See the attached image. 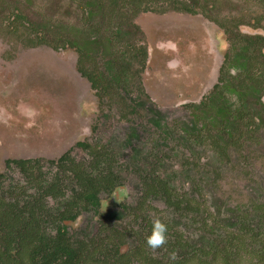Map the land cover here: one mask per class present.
<instances>
[{
  "label": "rangeland",
  "instance_id": "obj_1",
  "mask_svg": "<svg viewBox=\"0 0 264 264\" xmlns=\"http://www.w3.org/2000/svg\"><path fill=\"white\" fill-rule=\"evenodd\" d=\"M187 8L199 13L187 14ZM256 23L264 26V0H0V204L8 200L23 203L24 192L30 194L27 198L37 197L39 174L67 184L69 198L76 188L71 162L63 171L54 162L67 152L90 172L95 156L103 152L101 169L108 172L106 167L113 159L111 169L123 185L111 194L104 193L99 212L86 211L66 222L73 240L101 227L107 228L106 233L118 230L127 235L122 251L139 248L140 238L149 235L152 223L145 217L152 220L159 215L180 231L181 242L174 247L177 256L187 258L184 264H223L207 253L215 246L213 240L230 246L223 255L228 254L231 261L241 255L244 263L260 262L257 254L264 247V91L259 101H255L257 94L246 101V109L258 117L253 137L247 139L252 128L245 125L248 117L237 119L240 123L234 128L237 133L240 126L237 135H243L239 139L218 138L220 125L210 130L222 144L224 156L204 142L205 131L185 107L189 100L197 102L200 95H207L218 82L226 52L231 62L238 58V65L247 58L245 44L236 37L263 34L262 27L252 26ZM186 28L200 37H193L197 44L190 43V52L195 60L205 59L196 70L190 67L191 61L189 66L184 63L183 71L190 67L198 87L191 90L192 76L185 78L191 84L188 88L176 81L163 87L160 63L168 54L159 45L182 37ZM42 38L44 42L37 44ZM202 42L204 47L199 46ZM139 51L148 60L139 79L136 73L131 77L130 70L127 75L109 64L128 60L137 67L134 58H140ZM81 52L88 57L83 59ZM260 62L264 66V55ZM82 65L99 76L102 82L97 89L82 73ZM232 80L237 87H250ZM232 98L236 102L227 100L239 103L236 96ZM129 103L137 112H128L127 120L117 119V113L127 112ZM79 141L89 146L83 149ZM157 154L162 158L155 163L153 155ZM16 158L30 159L37 166L31 173L15 164L8 168L6 160ZM186 163L190 164L173 180L177 184L171 185L186 191L190 204L205 214L206 227L211 228L207 236L191 215L181 218L174 213L164 196L147 194L149 179L144 183L141 178L157 166L168 173ZM47 200L57 207L59 200ZM119 238L124 240L122 235ZM168 247H173L169 239L163 248L153 251L146 246L145 251L150 258L167 262Z\"/></svg>",
  "mask_w": 264,
  "mask_h": 264
},
{
  "label": "trees",
  "instance_id": "obj_2",
  "mask_svg": "<svg viewBox=\"0 0 264 264\" xmlns=\"http://www.w3.org/2000/svg\"><path fill=\"white\" fill-rule=\"evenodd\" d=\"M23 25L25 24L23 23ZM245 40L247 45H250V41ZM42 42H44L43 38L37 44ZM62 42L66 45L67 40L63 39ZM88 43L90 41L85 42V44ZM246 50L247 52L248 50L249 52L252 51L249 47H246ZM80 56L83 59L88 57L82 52ZM261 56L254 57L256 62H252V67L251 62H242L243 72L240 74L245 76L235 77L236 81L249 83L250 86L259 82L256 86H260L264 75L263 68L260 69V72L257 71L263 66V63L260 62ZM144 59L145 55L142 56L141 60L144 61ZM112 62L113 60L109 61V63ZM236 63H239L238 60ZM81 71L90 80L93 88L97 89L99 84L101 85L102 81L98 80L99 76L94 70L87 71L86 66L82 65ZM247 79L250 82H247ZM220 113L222 112L220 111ZM81 143L79 142V145ZM83 144L89 146L86 143ZM104 156L103 152L95 156L96 161L90 172H87L79 163L77 164V161L74 162L67 152L54 162L62 171L67 169V163L71 162L70 171L73 173L76 188L69 195V198L66 196L69 188L67 184L62 185L57 177L49 180L47 175L39 174L38 192L36 191L39 195L37 197L27 198L26 196L30 194L24 192L23 203L18 200H8L0 204V264H138L137 260H140L139 264H184V261H187V258L176 255L178 250H175L174 246H178V241L181 242L182 235L178 229L175 230L172 226L167 227V238L173 246L168 247L167 262L150 258L146 254L147 245L143 238H140L141 245L139 248H129L122 251L123 245L126 244L127 235H122L118 230H111L110 233H106L107 228H105L93 234H85L83 239L76 237L73 240L74 236L66 222L75 220L84 211L97 210L100 203L99 193L111 191L115 183H121L120 176L111 169L114 167L113 159L106 167L108 172L101 169L103 168L101 163L105 161L103 160ZM18 163L23 166L24 171L27 172L30 169V173L37 166L30 159H24ZM148 193L164 196L169 206L178 211L179 214L198 210L197 207L190 204V199L186 194L171 189L165 182H153L147 186ZM47 197L59 200L56 208L46 203ZM145 218L149 219L148 223H151V218L147 216ZM121 235L124 240H119ZM173 239L177 240L174 241ZM213 241L215 242V249L209 248L207 251L213 256V260H222L223 264H253L251 260L244 263L241 255L231 261L228 254L223 255L231 249L230 246H222L220 240ZM173 255H175V259H173ZM257 255L261 260L254 264H264V247L259 249ZM188 259L192 261L191 258ZM204 261L206 262L207 259L205 258Z\"/></svg>",
  "mask_w": 264,
  "mask_h": 264
},
{
  "label": "flooded vegetation",
  "instance_id": "obj_3",
  "mask_svg": "<svg viewBox=\"0 0 264 264\" xmlns=\"http://www.w3.org/2000/svg\"><path fill=\"white\" fill-rule=\"evenodd\" d=\"M185 11L187 12V14L191 13V15H193V14L196 15L197 13H199L194 8H187V9H185ZM223 25H225V24H223ZM223 25H222V27L226 26V25L225 26H223ZM252 26L256 27V28L262 27L264 30V26H262L259 23L252 24ZM226 27H225L226 31H229L228 27L227 28ZM195 35L197 36L198 34L189 33L187 28H186L185 33H183L182 37H179L177 35V37H174V39L168 40V42L165 44L166 54H168V55L164 56V58H162L161 63H160L162 73H161V80L159 81V84H161V86L165 87L170 81H172L173 83H174V81H176V82H179L180 85H182L183 87L188 88V87H190L191 84L186 82L185 78L188 76H192V83L194 84V88L191 87V90L197 89V87H198V83L196 84L197 78L193 76V71L190 70V67L191 68L193 67V70L198 69L199 68V62L204 61L205 59L203 57H200L197 60H195L194 55L190 52V47H189L190 43H194L193 47H195V45L197 44V43H195V41L193 39V37ZM197 37H199V36H197ZM238 38H239L241 44H245V47H249V49L252 50L251 52H249V50H248L247 58L243 60V62H245V61L251 62V67H252V62L256 60V59H254L255 53H256V56L261 55V54L264 55V51H263L264 50V33L263 34L245 33V35L240 33L238 35V37H236V39H238ZM175 39H177V40H175ZM245 39H248L250 41V45H247V42ZM172 46H174V47H172ZM199 46H203V42ZM193 47H191V48L193 49ZM200 51H203V50L200 49ZM163 53H165V52H163ZM139 55H140V58H134L133 57L135 60V63L139 66V68H138V66L133 67L128 60L121 61L120 63L112 62L109 64L112 67L113 66L117 67L118 71L126 72L127 75L129 73V70H130L131 71V77L133 76L134 73H136L137 78L139 79L142 72L146 69L147 63H148L146 54H145L144 61L141 60V58L143 56V55H141V51H139ZM202 55H205L204 51L202 52ZM224 55L225 56L223 58V61L220 64V68H219L220 75L218 76V82H216L213 85L212 89L209 91V93L207 95L206 94L200 95L201 97L195 96L196 98L200 97L197 100V102H195L193 100H189L188 103L185 104V107L188 108L190 113L193 115L194 120H195L194 122L196 124L200 125L201 131L202 130L205 131V140L206 141H204V142L209 143L212 146L213 151H215V154L221 153L223 146H222V144H220L219 141H217L215 139L214 134H210V133H212L210 130L215 129L218 125H220L219 128H217V133H216L219 136L218 138L224 137L227 141V139H229V138L234 139V137L236 136L239 139V138L243 137V135H237L241 132L239 130H242L240 128V126H239L237 133H236V129H235L236 126L235 125H236V123H240L237 121V119L238 120H242V119L246 120L245 117H248V120L245 123V125L247 127L249 125H251L252 128L248 129L250 135H248L247 139H250L251 137L254 136L253 128L255 129L256 125L254 126V124H255V120H257L258 117L252 115L251 112L246 109L247 108L246 101L249 100L248 97L251 96L252 94H257V98L255 101H259L260 99H262V92L264 91V75L262 77V84L260 86H256L259 84V82L257 84H253L247 88H240V87L233 85L232 84V82H233L232 78H235L237 76H242V77L245 76L244 74H240L243 72L242 62L240 65H238L239 63L238 64L236 63L238 58H236L237 60H233L231 62L229 52H226ZM170 61L175 62L174 64L177 65L176 68L174 67V65H173V67H169ZM189 61H191V66L189 67L188 70L183 71L184 63L187 62V66H189V63H188ZM196 62H198V63H196ZM238 62H239V60H238ZM237 67H239V69H238V71H235V69ZM262 68L264 69V66H261L260 68H258L257 71L260 72L262 70ZM197 74H200V73H197ZM260 79H261V77H260ZM140 87L143 89V92H144V90H145L144 87L143 86H140ZM144 95H145V93H144ZM146 96L149 97L148 94ZM191 96H188V97L191 98ZM232 96H236L239 99L238 104L236 103V105H234L236 100H234L232 98ZM195 97H193V98H195ZM227 99H233L235 102L231 103L232 100H227ZM254 108L256 110L255 105H254ZM220 111L222 113H220ZM128 112H130L131 114L136 113L137 109L129 103V105L127 107V112L126 113L125 112L117 113V119H119L121 117L125 118L126 120L129 119V113ZM263 119H264V117H263ZM132 121H133V119H132ZM79 142H82L80 144V147H82L83 149H86V146L83 144L86 142H83V141H79ZM226 145L227 144H225V146ZM108 149L110 151H112L111 148H108ZM112 154L113 153H111V156L113 157ZM153 158L155 160V163H158V161L161 160L162 156L157 154V156L153 155ZM22 160H24V159H20V158L8 159V160H6V165L9 168L15 164L19 168L23 169V166L18 163ZM33 162L34 161H32V163ZM34 163H36V162H34ZM186 164L187 165H180V168L176 169L177 171H175V170H173V172L168 171V173L167 172L162 173L161 169L157 168L158 167L157 166L156 168H152L146 172H143V175L141 176V178L143 177L144 183H145L146 179H149L147 182V186H150V184H152L153 182L155 183L156 181H159L161 183H164V182L167 183V185H169L171 187V189H173L172 186H175V185L174 184L171 185V182H174L175 184H177L173 180L177 179V177H179V171L182 168L188 166L190 163L189 164L186 163ZM193 168H195V167H193ZM153 169L155 170V173H153ZM1 175H3V174H0V176ZM122 185H123L122 181H121V183L117 182L113 185V187L111 188V191H102L101 193H99L100 203H99L97 210H89V211L99 212L100 207H101V203H102L101 200H102V197L104 196V193L105 194H108V193L111 194L115 191L116 188H118ZM175 191L184 193L189 197V194L186 191H181L180 189H177ZM154 196H156V195H154ZM171 209H172V211H174V213H177L179 215V217H181V218L184 215H186V216L191 215L197 224L198 230L200 232L205 233L206 236L208 234H210L211 228L206 227L207 217L205 216V214L202 211L196 210L194 212H185L183 214H179L178 211H176L172 207H171ZM84 212H86V211H84ZM82 214H83V212L80 215H82ZM148 217H150V216H148ZM145 219H146V222L147 221L149 222V219H147V218H145ZM170 226H172V225H170V224L167 225V227H170ZM98 230H103V228L100 227ZM148 232L150 234L151 226H149ZM121 234L124 235V233H122V232H121ZM143 240L146 243V238H143ZM201 247H203V246L201 245Z\"/></svg>",
  "mask_w": 264,
  "mask_h": 264
},
{
  "label": "clouds",
  "instance_id": "obj_4",
  "mask_svg": "<svg viewBox=\"0 0 264 264\" xmlns=\"http://www.w3.org/2000/svg\"><path fill=\"white\" fill-rule=\"evenodd\" d=\"M159 47L164 50L165 45L162 43ZM174 47V46H172ZM174 61L169 62V67H173ZM167 224L157 215L152 219V228L150 234L146 237L147 246L155 251L156 249L163 248L167 244ZM175 259V255H173Z\"/></svg>",
  "mask_w": 264,
  "mask_h": 264
}]
</instances>
